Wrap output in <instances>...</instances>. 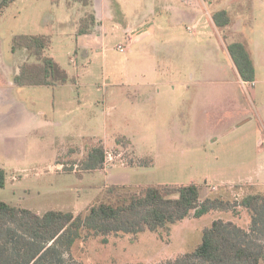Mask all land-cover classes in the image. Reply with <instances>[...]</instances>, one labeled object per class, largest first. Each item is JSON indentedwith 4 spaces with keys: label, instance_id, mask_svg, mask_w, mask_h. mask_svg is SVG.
Listing matches in <instances>:
<instances>
[{
    "label": "rangeland",
    "instance_id": "1",
    "mask_svg": "<svg viewBox=\"0 0 264 264\" xmlns=\"http://www.w3.org/2000/svg\"><path fill=\"white\" fill-rule=\"evenodd\" d=\"M220 9L230 16L223 28L211 20ZM89 13L101 24L97 20L90 34L77 35L79 18ZM141 20L152 26L150 34L120 52L117 46H126L124 29L137 30ZM19 34L49 36L44 55L76 81L17 85L13 77L19 66L37 62L27 49H12ZM229 41L249 51L252 47L264 74V0L11 2L0 11V167L6 175L0 200L38 214L84 215L89 206L108 200L109 186L138 190L193 183L201 199L217 196L230 202L264 194L263 116L247 99L245 114L231 112L226 104L214 108L210 97L219 100L222 93L208 96L205 91L212 88L203 87L205 79L236 76L226 51ZM130 79L137 85H127ZM172 89L175 94L169 96ZM244 95L252 98L251 87ZM172 97L178 104L174 109ZM236 123L239 128H232ZM254 128L262 134L260 142ZM117 136L129 138L131 147L118 145ZM99 143L113 154L112 163L78 176L80 159ZM130 155L149 156L152 163L128 166ZM235 208L191 213L157 232L84 237L74 243L72 255L85 264L166 260L191 251L216 218L247 227L250 212Z\"/></svg>",
    "mask_w": 264,
    "mask_h": 264
},
{
    "label": "trees",
    "instance_id": "2",
    "mask_svg": "<svg viewBox=\"0 0 264 264\" xmlns=\"http://www.w3.org/2000/svg\"><path fill=\"white\" fill-rule=\"evenodd\" d=\"M14 0H0V11ZM89 1V0H74ZM216 27H226L230 16L226 10L211 14ZM96 25L95 16L79 19L77 34L88 33ZM51 39L47 35L19 34L12 40V49L23 47L37 62L23 63L14 75L17 85L58 86L76 80L54 60L44 55ZM226 51L240 78L255 79L251 54L239 41L226 43ZM116 143L131 147L126 136H117ZM105 147L92 146L80 159L74 171L104 168ZM128 166L148 167L149 156L130 155ZM6 175L0 167V188ZM108 200L98 201L87 212L47 210L42 214L0 200V264H85L74 259L72 247L81 238L118 233L157 232L182 221L191 213L200 216L208 211H221L241 206L250 212V222L242 227L232 220L216 218L202 230L201 241L191 250L169 259L147 264H264V194L249 193L238 202L217 196L201 199L199 188L188 185L145 186L138 190L107 187ZM67 254V257L64 256ZM139 264V263H123Z\"/></svg>",
    "mask_w": 264,
    "mask_h": 264
},
{
    "label": "crops",
    "instance_id": "3",
    "mask_svg": "<svg viewBox=\"0 0 264 264\" xmlns=\"http://www.w3.org/2000/svg\"><path fill=\"white\" fill-rule=\"evenodd\" d=\"M95 20H96V22H97V20L99 22L100 19H98V18L96 19V17H95ZM98 22H97V24H98ZM101 22L102 21L100 20L99 24H101ZM148 25L149 24H147L146 20L140 21V24H139L137 30L134 27L127 25V27L124 29L125 40H126V46H125L126 51L129 49V47L133 43V41L145 38L146 36H148L150 34L152 26L148 27ZM100 26H101V28L99 30L102 33H105V28L102 27V25H100ZM100 26L97 25L98 28ZM116 27L120 28V26H116ZM140 27H142L143 31L138 32ZM134 33H136V35H134ZM87 34H90V32L83 33V34H77V35L81 36V35H87ZM93 40L98 42L96 36L93 37ZM86 49H87L86 45H83V47H82V54L83 55L87 54ZM249 52L251 54L252 61L254 64V68H255V79L253 81V84L245 82L240 78V76L238 75V73L235 70L234 65L232 64V62L230 60L232 68H233L236 76H218L216 78L205 79L204 80L205 83H203V87L204 88H207V87L212 88V91H210L209 93L207 91H205V94L208 96H211V95L213 96V94L218 90L222 93L221 99H219V100L218 99H212V97H210L211 98L210 102L212 100V104H213L214 108L222 107V106H224L223 104H226V106H230L231 110H235V111H231V112H233V113L237 112L240 114H245L248 110V108L246 106V102H245V99H247L249 105H251L252 108L255 109V111L258 110L260 112V114L263 116V125H264V76H263L264 74L259 72L260 70H258V68H257L254 50L252 49V47L250 48ZM133 81H134L133 79L128 80L127 85L136 86L137 83H134ZM198 81L201 82L203 80L199 79ZM165 82L166 81H164L162 85H164ZM145 83H146V81H144L142 83V85H144ZM166 86L169 87V85H166ZM246 87H251V97L252 98L245 97L244 92L246 91ZM170 93H172L174 95L175 91L173 90L172 92H168L169 96H170ZM159 94H160V92H158V95ZM195 94L193 95V97H194V98H192L193 100H195V97H197V95H195ZM159 97L161 98L164 96L159 95ZM200 101L202 102V100H200ZM172 102H173V109H174L176 107V105H178V104H176L174 97H172ZM193 105H194V103L192 101L191 105L188 106V112L190 114H192L195 111V108L193 107ZM254 105L256 107H254ZM226 106H224V107H226ZM238 124L239 123L232 125V128L238 129L239 128ZM263 128H264V126H263ZM254 129H255L254 133L256 132V135L258 136V139H259L260 136L262 135L260 130L256 129V128H254ZM260 141L261 140L259 139L258 142H260Z\"/></svg>",
    "mask_w": 264,
    "mask_h": 264
},
{
    "label": "built area",
    "instance_id": "4",
    "mask_svg": "<svg viewBox=\"0 0 264 264\" xmlns=\"http://www.w3.org/2000/svg\"><path fill=\"white\" fill-rule=\"evenodd\" d=\"M192 28H195L194 27H188L189 30H191ZM117 49L120 51V52H125L126 51V48L122 45H118L117 46ZM248 83H251L253 84V81L252 82H248ZM113 154L109 151L106 150V156H105V161H104V166L107 165L108 162H110V164L112 163L113 159H114V156H112Z\"/></svg>",
    "mask_w": 264,
    "mask_h": 264
}]
</instances>
